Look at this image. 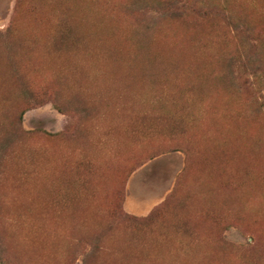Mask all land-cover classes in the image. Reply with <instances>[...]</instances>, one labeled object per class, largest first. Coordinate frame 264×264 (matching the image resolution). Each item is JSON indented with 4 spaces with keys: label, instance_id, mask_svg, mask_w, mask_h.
Instances as JSON below:
<instances>
[{
    "label": "rangeland",
    "instance_id": "obj_1",
    "mask_svg": "<svg viewBox=\"0 0 264 264\" xmlns=\"http://www.w3.org/2000/svg\"><path fill=\"white\" fill-rule=\"evenodd\" d=\"M0 264H264V0H0Z\"/></svg>",
    "mask_w": 264,
    "mask_h": 264
}]
</instances>
